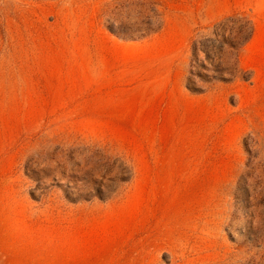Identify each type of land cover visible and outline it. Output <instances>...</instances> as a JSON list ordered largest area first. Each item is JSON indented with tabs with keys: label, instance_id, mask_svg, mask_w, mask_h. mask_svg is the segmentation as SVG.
<instances>
[{
	"label": "rangeland",
	"instance_id": "rangeland-1",
	"mask_svg": "<svg viewBox=\"0 0 264 264\" xmlns=\"http://www.w3.org/2000/svg\"><path fill=\"white\" fill-rule=\"evenodd\" d=\"M0 264H264V0H0Z\"/></svg>",
	"mask_w": 264,
	"mask_h": 264
},
{
	"label": "trees",
	"instance_id": "trees-1",
	"mask_svg": "<svg viewBox=\"0 0 264 264\" xmlns=\"http://www.w3.org/2000/svg\"><path fill=\"white\" fill-rule=\"evenodd\" d=\"M158 11H154V21H147L143 23V29H137V34H133L131 36L137 37H145L156 33L162 27V14ZM216 31L220 35L218 30H221L222 35V43H221V52L222 54L227 51V49L235 51L238 56L240 51L244 46H246L255 36V23L249 17L245 16L243 13H235L231 16L224 18L220 23L216 26ZM111 30L118 34L114 28ZM131 34V31H128ZM229 34V35H228ZM237 62L235 63V67L227 69V73L230 77H219L220 80L230 81L237 76V72L239 69L237 67ZM195 90V89H194ZM198 91V90H195Z\"/></svg>",
	"mask_w": 264,
	"mask_h": 264
}]
</instances>
